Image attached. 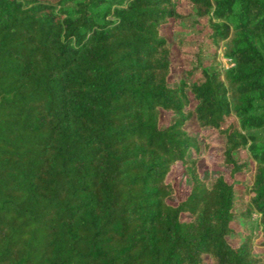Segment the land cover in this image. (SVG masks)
<instances>
[{"label": "trees", "instance_id": "16d2710c", "mask_svg": "<svg viewBox=\"0 0 264 264\" xmlns=\"http://www.w3.org/2000/svg\"><path fill=\"white\" fill-rule=\"evenodd\" d=\"M186 1L171 80L176 0H0V264H264V0Z\"/></svg>", "mask_w": 264, "mask_h": 264}, {"label": "rangeland", "instance_id": "374dc122", "mask_svg": "<svg viewBox=\"0 0 264 264\" xmlns=\"http://www.w3.org/2000/svg\"><path fill=\"white\" fill-rule=\"evenodd\" d=\"M177 11L181 18L171 19L167 25L163 27V32L169 41L171 48V60H172V75L171 80L176 79L178 76H182L185 70L190 68L195 62V54L199 48V44L205 41L206 32L202 27L203 20L195 23V17L191 15V8L186 0H176ZM218 62L220 66L226 68L230 65L228 60L222 57L221 52L218 56ZM199 73L197 70L194 71L192 78H198ZM188 129L193 132L198 133V129L190 121L187 123ZM204 133H209V130H203ZM210 134V139L213 141H218V135ZM214 149L209 150L208 161L201 163L200 171L203 177L213 176L217 174L221 167L216 162V156L214 154ZM244 155L243 152H241ZM238 154V156H242ZM250 169L244 172L241 176V183H248L250 181V175L252 171V165L250 164ZM169 177L173 180L175 186V194L171 198L172 201L181 199L188 190V180L186 179L183 169L181 166H175L171 171ZM234 232L231 235L233 239H239V231L243 227L242 221H235L232 223ZM250 226L253 229V235L255 236V242L259 236V228L257 224L256 216H253Z\"/></svg>", "mask_w": 264, "mask_h": 264}]
</instances>
